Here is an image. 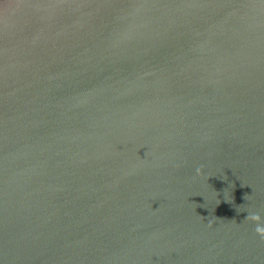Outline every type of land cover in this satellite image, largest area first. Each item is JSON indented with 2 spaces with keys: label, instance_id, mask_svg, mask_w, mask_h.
<instances>
[{
  "label": "water",
  "instance_id": "1",
  "mask_svg": "<svg viewBox=\"0 0 264 264\" xmlns=\"http://www.w3.org/2000/svg\"><path fill=\"white\" fill-rule=\"evenodd\" d=\"M250 213L264 0H0V264H264Z\"/></svg>",
  "mask_w": 264,
  "mask_h": 264
},
{
  "label": "clouds",
  "instance_id": "2",
  "mask_svg": "<svg viewBox=\"0 0 264 264\" xmlns=\"http://www.w3.org/2000/svg\"><path fill=\"white\" fill-rule=\"evenodd\" d=\"M201 169H196V174L200 175ZM245 219L256 225L254 231L260 237L261 241H264V222L261 220V216L259 213H250ZM211 226V225H209Z\"/></svg>",
  "mask_w": 264,
  "mask_h": 264
}]
</instances>
